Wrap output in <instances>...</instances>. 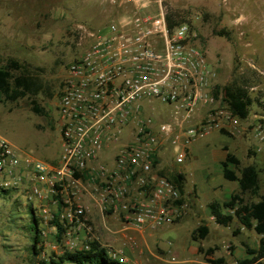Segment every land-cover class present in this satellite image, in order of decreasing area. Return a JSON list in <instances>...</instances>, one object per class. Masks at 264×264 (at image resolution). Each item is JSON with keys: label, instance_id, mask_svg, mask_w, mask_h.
<instances>
[{"label": "rangeland", "instance_id": "obj_1", "mask_svg": "<svg viewBox=\"0 0 264 264\" xmlns=\"http://www.w3.org/2000/svg\"><path fill=\"white\" fill-rule=\"evenodd\" d=\"M165 3L192 22L195 42L213 67L216 84L236 79L253 98L264 103V0ZM121 11L108 0H0V63L6 57L16 58L47 86V91L34 97L45 114L31 109V96L4 101L0 93V138L21 154L26 152L43 160L58 157L57 93L68 63L86 45V38L79 39V26L101 28ZM219 31L224 34L216 33ZM146 112L156 120H165L171 118L172 107L153 101L147 104ZM201 113L193 118V124L205 114ZM211 122L188 144L183 162L175 161V148L160 153L159 162L166 172H181L186 177L183 214L176 222L160 227H125L119 214L104 210L95 194L81 192L90 228L71 227L58 239L52 219L42 215L43 208L54 210L48 207L51 200L29 199L25 188H13L8 194H0V264H40L65 249L86 248L92 240L124 264H214L208 259L218 257L225 259L224 264H258L245 262L252 258L245 248H256L261 235L240 227L235 218L228 226L217 224L207 203L226 200L229 191L238 189L236 181L222 176L219 158L223 145L239 157L241 166L255 164L259 169V191L264 192V107L254 100L247 118L230 115L217 124L216 120ZM230 167L235 169L232 164ZM245 197L257 199L248 194ZM32 215L37 217L41 231L36 244L38 254L31 250ZM202 221L208 225V233L203 239L192 240V230ZM235 229H239L236 234ZM209 247L213 252L206 254L204 250ZM259 264H264V258Z\"/></svg>", "mask_w": 264, "mask_h": 264}, {"label": "built area", "instance_id": "obj_2", "mask_svg": "<svg viewBox=\"0 0 264 264\" xmlns=\"http://www.w3.org/2000/svg\"><path fill=\"white\" fill-rule=\"evenodd\" d=\"M108 1L120 15L98 29L79 26L86 45L60 83L58 157L21 154L0 138V191L23 187L29 199L49 198L54 210L42 215L56 218L64 233L90 228L81 192L95 194L125 227L176 222L184 204L176 183L160 173V152L175 148V161L183 162L212 120L232 115L223 94H214L216 73L191 21L169 27L165 0ZM153 101L172 107L171 118L147 114Z\"/></svg>", "mask_w": 264, "mask_h": 264}, {"label": "trees", "instance_id": "obj_3", "mask_svg": "<svg viewBox=\"0 0 264 264\" xmlns=\"http://www.w3.org/2000/svg\"><path fill=\"white\" fill-rule=\"evenodd\" d=\"M166 19L169 27L179 21H190L184 14L171 8L168 9ZM216 33L224 34L222 31ZM43 91H47V86L38 75L28 69V65L19 62V60L13 57H6L4 62L0 63V93L4 101H15L28 95L33 97L31 100V109L37 114H45V109L34 98ZM213 91L216 96L221 91L223 94L222 99L231 114L241 119L248 117L250 107L254 100L264 107V103L260 102L258 98H253L249 94L247 87L236 79L223 85L216 84ZM220 131L226 133V130L223 128H220ZM223 149L226 152L223 160L220 161L222 176L229 181H236L238 183V189L232 191L226 200H210L207 203V207L210 215L217 224L228 226L235 218L240 227L252 229L261 235L256 248H250L248 246L245 248L246 253L252 255V258L245 259V262H256L259 264V261L264 258V192L261 193L259 191V169L253 163L241 166L240 159L234 152L228 150L226 145L223 146ZM230 164L235 169L231 168ZM160 173L165 174L170 180L176 183L181 193L179 202H183V195L185 194V174L181 172H166L164 170H161ZM9 191L1 190L0 194H8ZM245 194L256 197L257 199H248L245 197ZM51 223L56 226V236L59 239L61 232L64 231V227L56 218H53ZM29 229L32 231V253L38 254L36 244L39 241L41 231L38 227V219L34 215L31 216ZM208 230L209 227L205 221L200 222L191 232L192 240L203 239L208 233ZM238 232L239 229H235L233 233L236 234ZM199 250L202 251V248L199 247ZM204 252L211 254L213 248L209 247ZM54 257L50 256L47 260H41L40 264H124L114 258L96 240L90 241L86 248L65 249L62 254ZM208 261L214 264L225 263L223 257L209 258Z\"/></svg>", "mask_w": 264, "mask_h": 264}, {"label": "crops", "instance_id": "obj_4", "mask_svg": "<svg viewBox=\"0 0 264 264\" xmlns=\"http://www.w3.org/2000/svg\"><path fill=\"white\" fill-rule=\"evenodd\" d=\"M201 112H202V110H201ZM224 146V145H223ZM223 146H222V148H223ZM227 146V145H226ZM228 147V146H227ZM168 149H162V151L160 152V153H165L166 151H167ZM170 150V149H169ZM224 150V149H223ZM228 150H230V148L228 147ZM225 150H224V152L221 154V156H220V158H219V161H221V160H223V158H224V156H225ZM160 158H162V156H160ZM159 166H160V169L161 170H164L165 168H164V166H162L161 165V162H159ZM165 171V170H164ZM186 178V177H185ZM185 183H186V179H185ZM229 191V190H228ZM230 193L232 192V191H229ZM230 193H229V195H230Z\"/></svg>", "mask_w": 264, "mask_h": 264}]
</instances>
